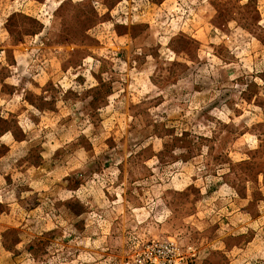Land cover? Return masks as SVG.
I'll return each mask as SVG.
<instances>
[{"label":"rangeland","instance_id":"obj_1","mask_svg":"<svg viewBox=\"0 0 264 264\" xmlns=\"http://www.w3.org/2000/svg\"><path fill=\"white\" fill-rule=\"evenodd\" d=\"M264 264V0H0V264Z\"/></svg>","mask_w":264,"mask_h":264},{"label":"built area","instance_id":"obj_2","mask_svg":"<svg viewBox=\"0 0 264 264\" xmlns=\"http://www.w3.org/2000/svg\"><path fill=\"white\" fill-rule=\"evenodd\" d=\"M141 251H135L127 261L130 264H175L183 256L172 241L151 240L143 243Z\"/></svg>","mask_w":264,"mask_h":264}]
</instances>
